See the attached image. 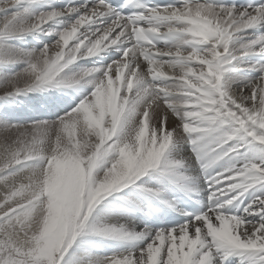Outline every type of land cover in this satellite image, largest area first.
I'll return each instance as SVG.
<instances>
[{
	"label": "snow or ice",
	"instance_id": "snow-or-ice-1",
	"mask_svg": "<svg viewBox=\"0 0 264 264\" xmlns=\"http://www.w3.org/2000/svg\"><path fill=\"white\" fill-rule=\"evenodd\" d=\"M0 264H264V0H0Z\"/></svg>",
	"mask_w": 264,
	"mask_h": 264
},
{
	"label": "rangeland",
	"instance_id": "rangeland-1",
	"mask_svg": "<svg viewBox=\"0 0 264 264\" xmlns=\"http://www.w3.org/2000/svg\"><path fill=\"white\" fill-rule=\"evenodd\" d=\"M26 102L30 103V101H27V100H26Z\"/></svg>",
	"mask_w": 264,
	"mask_h": 264
},
{
	"label": "bare ground",
	"instance_id": "bare-ground-1",
	"mask_svg": "<svg viewBox=\"0 0 264 264\" xmlns=\"http://www.w3.org/2000/svg\"><path fill=\"white\" fill-rule=\"evenodd\" d=\"M31 102V101H30Z\"/></svg>",
	"mask_w": 264,
	"mask_h": 264
}]
</instances>
